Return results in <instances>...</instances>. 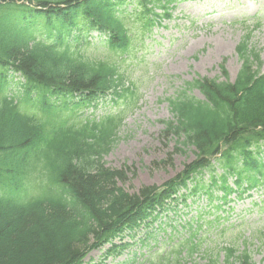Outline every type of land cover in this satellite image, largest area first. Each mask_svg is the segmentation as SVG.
Instances as JSON below:
<instances>
[{"label": "trees", "instance_id": "1", "mask_svg": "<svg viewBox=\"0 0 264 264\" xmlns=\"http://www.w3.org/2000/svg\"><path fill=\"white\" fill-rule=\"evenodd\" d=\"M25 1L41 8L32 9ZM124 1L0 0V67L19 73L27 92L41 91L43 98L54 95L58 108L66 103L57 102L62 99L86 103L111 89L118 93L122 81L114 77L115 66L32 42L26 31L30 14L49 22L59 19L62 28L87 20L109 33L111 49H125L126 19L119 8ZM137 1L146 7L151 0ZM147 15L146 23L153 24L150 16L157 14ZM247 39L237 48L243 63L234 82L222 64L224 80L199 77L168 98L174 118L165 121L161 137L176 138V152L193 148L197 157L162 189L145 186L128 192L119 185L128 169L102 162L121 117L100 128L89 121L51 122L21 111L14 98L0 97V189L9 193L0 195V264H81L90 250L123 229L149 216L156 219V207L166 204V198L186 186L192 173L209 167L211 157L220 152L225 195L235 191L227 182L229 174L237 177L239 188L244 182L249 188L257 186L263 174L257 154L264 146V74L260 54L249 48ZM194 88L204 98L194 96Z\"/></svg>", "mask_w": 264, "mask_h": 264}, {"label": "rangeland", "instance_id": "2", "mask_svg": "<svg viewBox=\"0 0 264 264\" xmlns=\"http://www.w3.org/2000/svg\"><path fill=\"white\" fill-rule=\"evenodd\" d=\"M172 5L175 8L170 10L171 19H163L161 26L153 29L144 44L134 41L132 54L122 62L131 84L133 93L130 94L135 96L124 97L119 106L125 119L118 132V141L104 156V161L108 167L128 169L124 182L119 185L131 193L145 186L166 184L195 159L193 148L176 152V139L160 136L164 127L162 121L171 118L166 98L174 95L185 81L199 75L222 78L220 63L223 60L233 80L240 68L236 45L246 33L244 26L253 29L252 43L261 53L264 71V0H175ZM132 8V5L128 6L129 11ZM158 12L162 13V10L158 9ZM99 53L98 50L91 51L93 55ZM193 94L202 97L196 90ZM84 109L83 117L96 119L115 111L108 105L96 110ZM65 114L77 117L79 112L67 110ZM251 193L258 204L246 196L235 200L230 203L234 208L229 220L213 224L208 221L217 215L215 206L221 201L214 200L208 205L206 199L199 204L187 200L189 207L179 201L177 212L171 210L166 218H162L164 229L154 230L150 239L151 257L156 262L162 255L174 259L165 264H206L213 260L217 264H226L222 247L242 248V244H246L254 263L264 264V187ZM221 194L218 191L215 195ZM205 205L207 210L203 211L206 212H201L199 207ZM200 214L201 228L196 236L199 246L188 256L181 246L185 241V247L190 246L187 242L189 232L180 230V225L192 218L196 221ZM172 217L175 218L171 220ZM175 225L178 230L174 229ZM223 228L226 229L222 231ZM172 253L175 256L171 257ZM102 261V252L95 250L84 264L110 262Z\"/></svg>", "mask_w": 264, "mask_h": 264}]
</instances>
